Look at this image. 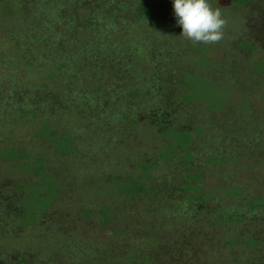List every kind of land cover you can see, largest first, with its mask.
<instances>
[{
  "label": "rangeland",
  "instance_id": "obj_1",
  "mask_svg": "<svg viewBox=\"0 0 264 264\" xmlns=\"http://www.w3.org/2000/svg\"><path fill=\"white\" fill-rule=\"evenodd\" d=\"M13 1L12 16L0 2V149L45 153L61 188L22 226L37 176L0 158V264H264V208L249 206L264 196V0H208L227 20L217 44L181 36L173 0ZM184 71L227 89L223 109L180 100ZM43 121L72 136L73 155L36 137ZM167 124L202 129L195 159L153 166L152 195L110 196L103 183L153 161Z\"/></svg>",
  "mask_w": 264,
  "mask_h": 264
},
{
  "label": "trees",
  "instance_id": "obj_2",
  "mask_svg": "<svg viewBox=\"0 0 264 264\" xmlns=\"http://www.w3.org/2000/svg\"><path fill=\"white\" fill-rule=\"evenodd\" d=\"M234 5L237 6H246L247 4L252 3L254 0H228ZM2 14L7 16H12L17 11L16 3L13 0H1ZM144 15H149L148 10H144ZM31 63V62H30ZM199 69L206 67L207 61L206 57L200 58ZM67 64H62L58 66L59 70L64 69ZM255 69L258 72L264 73V59L261 60ZM55 74V72H52ZM52 78V76H50ZM182 79L184 84V89L179 95V99L188 103L191 102H200L204 104L206 111L212 110H222L223 109V100L228 98V90L220 87L214 81L209 79H204L201 77L198 71H184L182 73ZM139 91H135V95H139ZM24 114L28 115L30 112L25 111ZM138 124V121H134ZM158 128H148V131H153L155 135L158 134ZM162 131V136L166 138L163 142L162 147L158 150H154L151 154L154 155L153 161L143 162L138 166L139 168L129 177H123L122 175L117 177L109 178L108 181L104 182V186L113 188L115 193L110 196H129L130 198H136L137 196L154 194L156 189L150 187V182L152 181L151 168L153 166H159L161 162L170 161L175 159L177 156H182L183 160L189 162L195 159L193 151L191 150L195 143V136L201 134V128L189 129V128H176L174 126H169L167 124ZM36 137L44 138L53 144L52 151L55 153L63 155H73L76 152L75 142L71 135L66 133V135L60 134L54 124L51 121H43L37 127ZM153 136V137H154ZM115 149H117L115 147ZM0 158H6L13 161H19L22 167V170L31 173L37 176V182L33 184H28L23 190H28L27 202L25 204V213L20 219L22 226L29 227L37 223L39 220L40 214L46 212L54 203L57 198L61 184L57 180L58 177L53 174L46 165L47 155L45 153H40L38 155H33L26 149H20L18 146L7 145L3 149H0ZM162 160V161H161ZM227 159H220L214 157L211 161H222ZM210 161V162H211ZM192 189L193 191H199L200 188L187 185L183 188L184 191ZM236 191L235 188L232 190L222 189L225 194L229 192ZM235 196L238 194H235ZM110 196H106L109 199ZM249 206L253 209L264 208V196H260L254 201L249 202ZM113 208L109 206L108 203L98 206V208L93 211L99 213L100 218L103 224L107 223V220L113 216ZM87 213H91L88 211ZM236 220L241 219H230L228 218L229 223H234ZM251 246L254 248L259 244L255 242L254 239L250 241ZM25 264V263H21ZM136 264V263H133ZM137 264H150L148 259L143 260ZM236 264V263H234Z\"/></svg>",
  "mask_w": 264,
  "mask_h": 264
},
{
  "label": "clouds",
  "instance_id": "obj_3",
  "mask_svg": "<svg viewBox=\"0 0 264 264\" xmlns=\"http://www.w3.org/2000/svg\"><path fill=\"white\" fill-rule=\"evenodd\" d=\"M177 24L184 38L193 43L217 44L224 38L227 20L208 0H173Z\"/></svg>",
  "mask_w": 264,
  "mask_h": 264
},
{
  "label": "flooded vegetation",
  "instance_id": "obj_4",
  "mask_svg": "<svg viewBox=\"0 0 264 264\" xmlns=\"http://www.w3.org/2000/svg\"><path fill=\"white\" fill-rule=\"evenodd\" d=\"M220 111V110H219ZM60 190V189H59ZM101 224H103L102 222H101ZM148 261H149V259H148ZM149 263L151 264V262L149 261Z\"/></svg>",
  "mask_w": 264,
  "mask_h": 264
}]
</instances>
